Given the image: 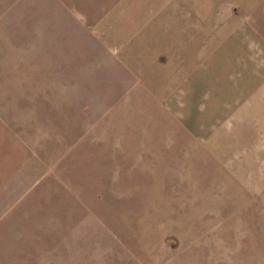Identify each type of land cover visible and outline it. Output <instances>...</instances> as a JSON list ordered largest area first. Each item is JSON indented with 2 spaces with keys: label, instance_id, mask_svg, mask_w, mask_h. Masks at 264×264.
Here are the masks:
<instances>
[{
  "label": "rangeland",
  "instance_id": "obj_1",
  "mask_svg": "<svg viewBox=\"0 0 264 264\" xmlns=\"http://www.w3.org/2000/svg\"><path fill=\"white\" fill-rule=\"evenodd\" d=\"M212 1L207 30L133 52L107 117L94 106L118 93L29 77L26 0H0V181L60 216L66 264H264V77L217 55Z\"/></svg>",
  "mask_w": 264,
  "mask_h": 264
},
{
  "label": "crops",
  "instance_id": "obj_2",
  "mask_svg": "<svg viewBox=\"0 0 264 264\" xmlns=\"http://www.w3.org/2000/svg\"><path fill=\"white\" fill-rule=\"evenodd\" d=\"M26 4V32L32 40L29 77L52 79L56 93L81 88L95 95L118 93L94 106L106 109L108 117L113 109H125L120 96L130 91L137 77L129 64L133 52L137 50L139 61L146 47L156 54L158 47L162 53L163 46L178 44L173 37L176 29L207 30L213 1L26 0ZM216 4L218 14L227 15L221 16L223 27L217 19V28L228 30L218 38L217 55L224 60L233 56V68L246 76L248 72L249 77H264V0H217ZM231 45L233 52L226 49ZM83 79L89 83L83 84ZM28 185L0 181V264H66L67 247L75 245L67 243L59 215H53L58 218L55 226L43 206L39 214L20 203Z\"/></svg>",
  "mask_w": 264,
  "mask_h": 264
}]
</instances>
